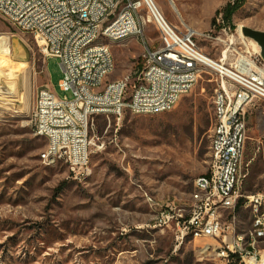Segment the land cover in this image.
<instances>
[{"label": "rangeland", "instance_id": "rangeland-1", "mask_svg": "<svg viewBox=\"0 0 264 264\" xmlns=\"http://www.w3.org/2000/svg\"><path fill=\"white\" fill-rule=\"evenodd\" d=\"M236 1L153 0L168 22L211 34L219 31L214 28L216 12ZM140 16L144 37L152 45L158 31L146 4ZM223 25H230L234 34L239 26L264 31V0H241ZM0 35L10 36L0 62L25 63L17 72L18 92L0 108V264H234L218 254L232 235L219 241L188 236L178 243L173 224L159 220L170 203L188 216L194 181L208 172L215 73L204 72L168 112L127 111L119 120L94 116L89 173L73 178L64 163L40 160L39 154L49 150L50 135H34L30 122L39 89L48 87L64 96L58 59L46 57L40 42L1 17ZM215 36L196 40L205 54L217 59L222 46ZM108 43L114 69L106 80L140 70L141 37ZM247 44L257 51L251 41ZM236 46L244 54L246 47ZM246 121L244 193H264V101L246 105ZM235 214L234 232L246 244L247 233L255 228L254 213L238 206ZM257 249L264 258V242Z\"/></svg>", "mask_w": 264, "mask_h": 264}, {"label": "built area", "instance_id": "built-area-1", "mask_svg": "<svg viewBox=\"0 0 264 264\" xmlns=\"http://www.w3.org/2000/svg\"><path fill=\"white\" fill-rule=\"evenodd\" d=\"M143 4L153 11L147 0H0V17L15 30L32 35L45 56L57 58L62 69L59 88L64 96L41 88L30 112L34 135H50L48 154H39L40 160L60 157L73 178L87 175L94 116L110 115L119 120L127 111L168 112L204 72H213L217 80L213 104L221 112V128L215 131L218 150L211 176L195 179L188 216L170 203L160 212L159 220L173 224L178 243L184 241L186 229L206 228V235L198 238L219 241L232 235L218 252L227 261L235 256L239 263L264 262L257 249L264 242V193H244L248 170L243 160L246 105L255 99L264 101V65L257 64V51L249 50L248 40L237 29L234 34L230 25H223L221 13L214 25L219 31L211 34L181 28L153 11L158 39L148 44L141 26ZM127 22H134L132 32H123ZM215 33L214 39L222 46L217 59L205 54L196 40L197 36L213 38ZM135 35L143 44L140 70L95 90V79L113 72L114 59L111 44L102 47L99 59H92L94 38L111 36L117 42ZM237 43L246 47L244 54L237 52ZM79 60H86V67H79ZM202 194H209V202H202ZM238 206L257 216L259 242L250 238L249 253L237 249L234 224Z\"/></svg>", "mask_w": 264, "mask_h": 264}, {"label": "bare ground", "instance_id": "bare-ground-1", "mask_svg": "<svg viewBox=\"0 0 264 264\" xmlns=\"http://www.w3.org/2000/svg\"><path fill=\"white\" fill-rule=\"evenodd\" d=\"M147 1L152 3L154 13L156 14L159 13L161 16H163L162 13L157 8L156 4L153 2V0H147ZM153 11L151 10L152 20L155 19V15ZM240 27L241 26L238 27V32L244 36L243 31H242L243 27L242 28ZM133 29H134V22H127L123 25V32H132ZM187 29L195 31L194 29L190 27H187ZM108 40H114V37L100 36L99 38H94L93 42L91 43L92 59H99V52L100 50H102V47H106L107 45H110L108 43ZM249 41H251L255 45L254 48L256 50H259L258 44L254 40L249 39ZM9 45H10V36L0 35V53H3V51L9 47ZM19 51L20 53L22 52V50H19ZM255 59H257L258 65H264V59L260 56L259 52H255ZM24 66H25V63H18L17 65H12L9 63V60L0 62V108H1V105L3 106L4 104L7 103V101L11 100L8 98V96L11 97V95H13L11 93H13L14 91L18 92V89H16V84H19V78H18L17 72H22L25 69ZM79 67H86V60H79ZM106 77L107 75H101L99 79H95L94 81L95 90H102V87H107V84L109 83L119 82V78L113 79V80H106ZM18 96L20 97V95ZM3 101H5L6 103ZM213 115H214V124H213L212 136H211V141H210L209 167H208L207 174L202 175V177L211 176L212 161L215 157H217L218 138L215 137V131H219V129L221 128V112L219 109L216 108V106H214ZM48 151L49 150H44L40 153V155H47ZM46 162L48 163L62 162L67 166V162L61 159L60 157H50V159ZM202 202H209V194H202ZM253 222H254L255 228L253 230H250L247 233L248 240L246 244H244L243 242L244 241L243 236H237L238 238L237 249L241 253H249L250 238L252 242H255V235L257 231H259L258 226H257V216H255V213L253 215ZM187 235H191L192 238H198L199 235H206V228L186 229L184 236H187ZM253 264H260V263L257 261V262H253Z\"/></svg>", "mask_w": 264, "mask_h": 264}, {"label": "water", "instance_id": "water-1", "mask_svg": "<svg viewBox=\"0 0 264 264\" xmlns=\"http://www.w3.org/2000/svg\"><path fill=\"white\" fill-rule=\"evenodd\" d=\"M242 31L247 40L252 39L258 44L259 50L257 51L264 59V31L251 29L249 27H243Z\"/></svg>", "mask_w": 264, "mask_h": 264}, {"label": "trees", "instance_id": "trees-1", "mask_svg": "<svg viewBox=\"0 0 264 264\" xmlns=\"http://www.w3.org/2000/svg\"><path fill=\"white\" fill-rule=\"evenodd\" d=\"M240 2H241V0H237L233 4L228 3L221 11H217L216 14H219V13L222 12L223 19H225V21H229L231 16H232V14H233V12L236 9L238 3H240ZM188 236H191V235L184 236V239H186ZM232 257H234L233 263L234 264H239V261H240L239 258L235 257V256H232Z\"/></svg>", "mask_w": 264, "mask_h": 264}, {"label": "crops", "instance_id": "crops-1", "mask_svg": "<svg viewBox=\"0 0 264 264\" xmlns=\"http://www.w3.org/2000/svg\"><path fill=\"white\" fill-rule=\"evenodd\" d=\"M256 236H257V234L255 235V241H256Z\"/></svg>", "mask_w": 264, "mask_h": 264}]
</instances>
